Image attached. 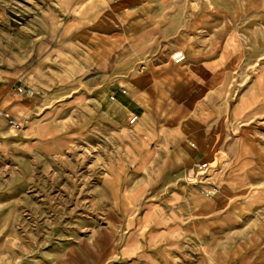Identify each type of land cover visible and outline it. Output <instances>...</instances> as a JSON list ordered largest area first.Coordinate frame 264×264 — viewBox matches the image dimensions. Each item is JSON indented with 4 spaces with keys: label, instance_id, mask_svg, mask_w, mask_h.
<instances>
[{
    "label": "crops",
    "instance_id": "0c3cea01",
    "mask_svg": "<svg viewBox=\"0 0 264 264\" xmlns=\"http://www.w3.org/2000/svg\"><path fill=\"white\" fill-rule=\"evenodd\" d=\"M13 1L0 2V25L10 32L0 106L45 152L65 149L78 134L58 133L83 131L101 110L99 122L123 128L122 174L125 181L129 166L133 180L120 193L127 202L111 196L93 241L55 245L15 264H264V140L249 124L264 108L250 90L243 102L222 101L231 90L228 63L243 48L236 30L207 56L218 41L204 24L192 28L187 0ZM175 50L183 62H173ZM17 80L32 95H18ZM132 114L138 119L129 125ZM202 160L216 163L212 198L194 183Z\"/></svg>",
    "mask_w": 264,
    "mask_h": 264
},
{
    "label": "rangeland",
    "instance_id": "374dc122",
    "mask_svg": "<svg viewBox=\"0 0 264 264\" xmlns=\"http://www.w3.org/2000/svg\"><path fill=\"white\" fill-rule=\"evenodd\" d=\"M187 1L192 28L204 24L206 37L218 41L208 49L207 56L214 55L218 44L233 30L242 42L243 48L228 63L231 90L222 101L232 106L242 92L250 90L251 101L258 100L264 108V0ZM0 2L4 8L6 0ZM13 32L20 37V31ZM7 33L5 25H0V68L5 65L1 49H6ZM235 43L236 36L227 40V54ZM18 87L23 92H18ZM13 89L23 97L32 95L30 88L18 80ZM240 101H244L242 95ZM72 113L64 115L70 118ZM102 115L101 110L95 112L93 125L83 131L72 126L58 133L78 134L59 152L43 151L42 141L33 132L25 130L24 136L23 120L14 117L19 122V128L14 129L2 117L0 141L8 150L0 152V264L35 258L59 244L75 245L84 238L93 241L104 228V212L111 196L127 202L120 193L133 180L129 166L125 181L122 174L121 164L127 163L123 135L119 133L123 128L118 131L111 121L99 122ZM249 124L253 136L264 140V115ZM106 220L111 226L112 217Z\"/></svg>",
    "mask_w": 264,
    "mask_h": 264
},
{
    "label": "built area",
    "instance_id": "2783aa9c",
    "mask_svg": "<svg viewBox=\"0 0 264 264\" xmlns=\"http://www.w3.org/2000/svg\"><path fill=\"white\" fill-rule=\"evenodd\" d=\"M171 59L175 63H181L185 60V54L183 53L182 50H175L171 54ZM17 91L23 92V88L18 87ZM118 92L120 94H127L126 89L123 87H120ZM116 94H117L116 91H111L108 98L110 100H116ZM0 116L7 121L8 125L11 128L14 129L19 128V122L14 117H12L5 109L1 107H0ZM137 119H138V115L132 114L130 118L127 120V123L129 125H132L137 121ZM215 165L216 163L208 160H202L198 162V164L196 165V179L194 183H196L198 191L207 198H212L217 192L216 187L209 181V172Z\"/></svg>",
    "mask_w": 264,
    "mask_h": 264
},
{
    "label": "bare ground",
    "instance_id": "6f19581e",
    "mask_svg": "<svg viewBox=\"0 0 264 264\" xmlns=\"http://www.w3.org/2000/svg\"><path fill=\"white\" fill-rule=\"evenodd\" d=\"M232 44V43H231ZM264 71V70H263ZM261 88V87H260ZM122 180V179H121ZM122 186V185H121Z\"/></svg>",
    "mask_w": 264,
    "mask_h": 264
}]
</instances>
